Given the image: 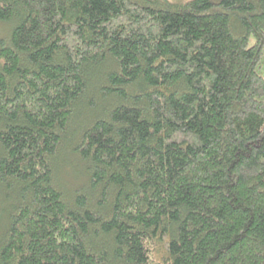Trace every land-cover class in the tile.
I'll use <instances>...</instances> for the list:
<instances>
[{"label":"trees","instance_id":"16d2710c","mask_svg":"<svg viewBox=\"0 0 264 264\" xmlns=\"http://www.w3.org/2000/svg\"><path fill=\"white\" fill-rule=\"evenodd\" d=\"M0 24V264H264V0H0Z\"/></svg>","mask_w":264,"mask_h":264},{"label":"rangeland","instance_id":"374dc122","mask_svg":"<svg viewBox=\"0 0 264 264\" xmlns=\"http://www.w3.org/2000/svg\"><path fill=\"white\" fill-rule=\"evenodd\" d=\"M168 1H186V0H168ZM8 32V28L5 25L0 24V39L5 37ZM67 163L63 169L64 177L67 180H70L71 178H75L74 176L77 174L79 170H81L80 164L76 162V160L73 158L71 154H68L66 156ZM69 163V164H68ZM82 176L79 177L78 180H81Z\"/></svg>","mask_w":264,"mask_h":264}]
</instances>
